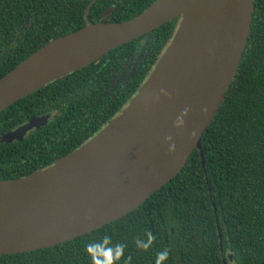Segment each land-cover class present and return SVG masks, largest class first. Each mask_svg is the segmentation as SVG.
<instances>
[{"label": "trees", "instance_id": "obj_1", "mask_svg": "<svg viewBox=\"0 0 264 264\" xmlns=\"http://www.w3.org/2000/svg\"><path fill=\"white\" fill-rule=\"evenodd\" d=\"M92 1L0 0V78L51 39L88 22L131 19L155 0ZM178 21L2 110L0 137L33 116L51 118L23 140L0 142V180L51 165L116 117ZM201 144L203 158L194 149L178 174L121 218L51 247L0 255V264H264V0H254L243 56Z\"/></svg>", "mask_w": 264, "mask_h": 264}, {"label": "water", "instance_id": "obj_2", "mask_svg": "<svg viewBox=\"0 0 264 264\" xmlns=\"http://www.w3.org/2000/svg\"><path fill=\"white\" fill-rule=\"evenodd\" d=\"M253 10L254 0H155L131 19L88 22L51 39L3 75L0 112L179 18L159 61L116 117L51 165L0 180V255L51 247L119 219L178 174L194 149L203 158L202 137L240 64ZM50 118L33 116L0 142L23 140Z\"/></svg>", "mask_w": 264, "mask_h": 264}, {"label": "flooded vegetation", "instance_id": "obj_3", "mask_svg": "<svg viewBox=\"0 0 264 264\" xmlns=\"http://www.w3.org/2000/svg\"><path fill=\"white\" fill-rule=\"evenodd\" d=\"M9 45V44H8Z\"/></svg>", "mask_w": 264, "mask_h": 264}]
</instances>
